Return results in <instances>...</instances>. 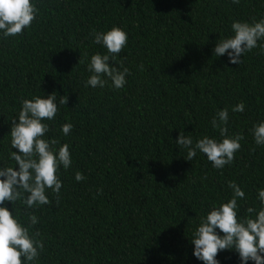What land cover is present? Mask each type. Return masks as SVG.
<instances>
[{"label": "trees", "instance_id": "obj_1", "mask_svg": "<svg viewBox=\"0 0 264 264\" xmlns=\"http://www.w3.org/2000/svg\"><path fill=\"white\" fill-rule=\"evenodd\" d=\"M37 7L23 35L0 38V163L15 166L8 134L20 98L66 95L46 134L72 153L60 195L49 190L51 203L32 209L13 205L26 225L29 215L38 218L31 227L45 245L38 264H200L188 239L209 205L230 197L234 181L245 191L244 215L259 207L256 190L264 188V147L250 131L264 120V48L240 65L212 52L233 21L264 19V0H37ZM113 25L128 33L117 60L132 75L119 91L86 88L90 56L105 51L90 32ZM239 102L245 111L232 112ZM223 108L229 134L244 136L233 163L216 170L200 153L187 161L175 144L179 132L219 138L211 120ZM65 122L73 124L67 136ZM218 259L239 264L228 251Z\"/></svg>", "mask_w": 264, "mask_h": 264}, {"label": "clouds", "instance_id": "obj_2", "mask_svg": "<svg viewBox=\"0 0 264 264\" xmlns=\"http://www.w3.org/2000/svg\"><path fill=\"white\" fill-rule=\"evenodd\" d=\"M232 2L239 3V0ZM38 14L37 0H0V38L23 35ZM90 36L93 43L105 51L90 56L84 87L124 89L132 72L117 58L128 47L127 31L113 25L107 30L93 29ZM261 41H264V19L236 20L231 24V35L217 40L212 52L218 58L226 54L229 63L240 65L245 54L258 47L264 48ZM41 93L20 98L19 112L11 121L8 134L11 137L9 158L15 166L0 163V264H38L45 247L43 240L37 238L39 233L31 232V227L39 223L38 218L29 215L30 224L26 225L13 205L18 201L29 209L49 205V190L59 197L63 187L61 169L68 170L73 163L70 145L46 136L50 132L49 122L56 120L68 97L59 95L58 99L55 91ZM245 107L239 102L231 111L243 113ZM228 123L229 109H220L211 120L212 127L219 129V138L202 135L194 141L190 134L180 131L175 144L186 151L187 161L200 153L212 168L223 170L233 163L244 140L241 134H229ZM72 129L70 122L60 126L65 136ZM250 131L255 144L264 147V120L254 123ZM84 179L77 171L75 180ZM228 188L231 189L230 197L209 205L199 217L188 239L191 254L200 264H221L218 253L225 251L235 253L239 264H264V188L256 190L259 207H248L244 215L240 214L238 201L245 199V191L234 181L228 183Z\"/></svg>", "mask_w": 264, "mask_h": 264}]
</instances>
